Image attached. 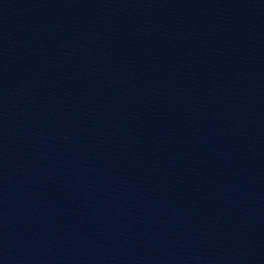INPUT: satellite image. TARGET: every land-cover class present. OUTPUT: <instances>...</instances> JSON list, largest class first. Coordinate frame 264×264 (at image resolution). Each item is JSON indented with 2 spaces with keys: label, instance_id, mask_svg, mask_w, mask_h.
<instances>
[{
  "label": "water",
  "instance_id": "water-1",
  "mask_svg": "<svg viewBox=\"0 0 264 264\" xmlns=\"http://www.w3.org/2000/svg\"><path fill=\"white\" fill-rule=\"evenodd\" d=\"M0 264H264V0H0Z\"/></svg>",
  "mask_w": 264,
  "mask_h": 264
}]
</instances>
